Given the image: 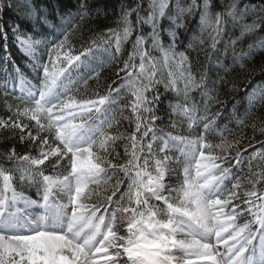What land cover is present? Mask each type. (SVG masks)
<instances>
[{
    "label": "trees",
    "instance_id": "trees-1",
    "mask_svg": "<svg viewBox=\"0 0 264 264\" xmlns=\"http://www.w3.org/2000/svg\"><path fill=\"white\" fill-rule=\"evenodd\" d=\"M32 2L37 9L34 21L22 17L14 9L0 13V26L7 34L6 39L0 36V119L9 124V127H0V200L9 196L4 176L10 177L8 183L12 191L41 204L45 190H49L43 177L58 179L71 172L68 154L61 158L59 164L56 155H48L43 165L9 159L12 150L19 156L43 158L42 140L47 141L43 144L44 153L62 147L47 128L48 113H39L38 123L30 117L31 113L24 115L22 108L20 112L9 110L8 104L19 103L11 96L27 104L38 99L44 63H48L50 70L54 65L56 69L62 64L67 67V61L62 59L54 60V65L49 63L48 52L66 34L68 39L60 50L61 54L78 55L86 47H90L92 52L81 57L79 63L59 78L54 86L56 90L50 92L45 103L53 105L69 96L79 101L109 97L100 106V111L91 113L90 119L71 141L73 145L74 140L77 141V148L91 147L94 164L97 165L83 174L85 191L81 198L86 204L95 206L98 211L102 209L101 215L111 217L115 213L118 230L125 235L128 221L134 215L125 211L127 209H136L137 213L147 215L151 207L158 211L157 218L162 219V202L155 200L141 186L137 196L136 187L140 180L138 173L145 171L156 175L161 163L166 176L165 197L180 202L182 174L189 162L176 148L165 153L162 140L153 139L155 131L157 137H180L186 141H196L204 136V142L210 145V149L201 150L206 155L208 151L215 155V163L231 162L233 168L231 176L219 184L212 197L221 191L227 193L235 180H241L239 198L231 203L242 212L237 223L252 219L247 213L249 205L244 203L247 199L244 194L254 189L256 184L257 190L264 192V184L259 183V173L264 171V156L257 154L249 166V158L253 153H259L261 144H264V108H251L244 92L264 79L261 71L264 56L259 55L264 53V48L256 38L259 29H245V25L255 19V12L244 18L237 16L236 20L232 14L246 3L258 7L260 0H208L206 23L201 21L205 0H195V4L193 0H166L165 15L157 14L155 17L158 45L151 35L153 24L146 21L153 11L158 13L161 0H87V10L79 9V0ZM133 9L139 12V23L137 11ZM125 12L129 13L127 24ZM217 13H221L227 22L217 24ZM15 25H19V32L27 33L34 41L40 42L33 60L18 50L13 34ZM125 27L132 30L127 40L122 39ZM110 28L116 29L121 36L119 53L116 52L114 37L110 43L101 39L108 35ZM170 32L176 33L175 38L169 35ZM137 36L143 37V44L136 45ZM233 40H236L235 44ZM173 44L172 54L166 58L161 49ZM253 46L258 54L249 56ZM145 51L149 56L144 58L141 69V53ZM180 52H184L186 60L181 59ZM126 61L129 67L123 71ZM133 85H139L138 88L147 85L148 88L144 92L147 102L135 109L137 87ZM157 95L161 99L159 102L154 100ZM145 107L151 111L145 112ZM57 111L54 109L51 115L55 117ZM217 112L220 115L206 130L204 124ZM140 117L143 119L138 120ZM13 120L29 126L25 129L24 140L20 139L19 128L12 127ZM101 132L106 136L99 134ZM29 133L36 139L32 140ZM237 151L243 156L239 163L235 160ZM49 196L56 203L64 202V198L55 191L49 190ZM146 198L148 203H145ZM259 203L257 201V206ZM232 206L226 211L231 212ZM173 251L180 254L175 249ZM256 251L250 247L248 254L251 256Z\"/></svg>",
    "mask_w": 264,
    "mask_h": 264
},
{
    "label": "snow or ice",
    "instance_id": "snow-or-ice-1",
    "mask_svg": "<svg viewBox=\"0 0 264 264\" xmlns=\"http://www.w3.org/2000/svg\"><path fill=\"white\" fill-rule=\"evenodd\" d=\"M193 3L195 4V0H193ZM167 6L166 0H161L158 13L153 11L148 21H146L153 24V34L151 35L153 36V42L157 45L159 43V32L157 31L155 17L157 14L159 16L165 15L164 9ZM233 7H236V5L234 4ZM138 8L139 6H137ZM5 9H14L22 17L31 18L33 21L37 18V9L32 0H0V13ZM79 9H88L87 0H79ZM207 9L208 0H205L204 12L201 14L202 23L207 22ZM133 11L137 10L133 9ZM251 12H255V19L251 24L245 25V29L252 31L258 28L259 32L256 34V38L260 40V47L264 48V37L259 36L260 33H264V0H260L258 7L256 4L246 3L242 9L237 8V11L232 14L233 20H236L237 16L247 17ZM128 14V12L124 13L126 24L128 23ZM40 18L44 19L43 17ZM139 22L140 16L137 11V23ZM226 22L222 19L221 13L216 14L217 24ZM72 26L74 27V25ZM182 26L178 25V27ZM18 28L19 25L13 26L14 36L20 42L23 50L31 54L34 50V43L39 44L40 42L34 41L27 33L19 32ZM131 31L130 27H125L122 39L127 40L131 35ZM169 35L175 38L176 33L170 32ZM0 36L3 39L7 38L2 26H0ZM241 36H243V32ZM21 37L26 38L21 39ZM113 37L116 42V52L119 53L121 36L116 29H108V35L102 36L101 39L105 43H110ZM67 39L68 37L65 34L63 39H60L53 47L48 49L49 63L54 65V60L61 59L60 50L63 49ZM232 43L235 44L236 40H233ZM141 44H143V37L137 36L136 45ZM173 47L174 44L161 49L166 58L172 54ZM91 52L92 49L86 47L78 55L65 53L64 59L67 61V67L62 64L59 69H56L54 65L53 69L50 70L48 63H44L42 65L43 80L38 99L31 104H27L19 98L11 96L13 100L19 101V103L8 104L9 110L15 109L20 112L22 108L23 114L28 115L31 113L32 118H36V114L41 112L49 114L47 128L62 147L50 149L48 153H44L43 144H46L47 141L42 140L41 156L43 158H32L29 155L19 156L15 150H12L9 159L30 162L32 165H43L48 155H56L59 164L62 157L66 154L69 155L70 173L73 174L76 184L75 186H69L68 203L62 204L60 207L70 210L68 232L72 233L75 229V233L72 236L53 234L46 231H37L30 235L0 234V264H173V262L175 264H264V192L257 190L256 181H253L256 187L245 192L244 196L247 199L244 200V203L249 205L247 213L252 219L246 220L242 224L237 223L239 216L242 214L241 210L239 207L232 206L231 203L239 198L241 180H235L227 193L221 191L218 195L208 198L207 191L213 186H219L226 178H229L233 168L231 162L228 164L215 163L217 159L215 155L210 151L206 155L201 150L204 148L210 149V145L204 142V136L196 141L189 142L196 145L194 152L188 153L185 150L184 154H190L192 161L189 163V167L184 169V178L179 189V192L182 193L179 203L170 201L168 197L163 196L161 191L163 188L162 181L166 176L162 163L156 175L149 172L137 174L140 177H147L146 180L140 179L136 184L137 196L141 185L149 189L153 197L163 202L161 210L164 212V217L162 219L157 218L158 211L151 207L147 215L143 212L137 213L136 209H127L125 211H131L134 215L128 221L127 235H125L118 230L115 223V213H112L111 217L101 215L102 209L98 211L95 206H89L82 200V193L85 189L80 183V177L82 174H87L91 170V166L82 167L78 162L84 159H90L93 164L96 162L92 156L91 147L73 148L71 141L77 132L84 127L87 120L90 119L91 113L100 111V106L104 105L109 97L99 96L95 100L79 101L69 96L53 105L45 103V98L53 90L59 78L80 61L81 57ZM254 52L255 46L248 55L253 56ZM146 56H149L146 51L141 53V69L144 67L143 61ZM179 56L182 60L187 59L184 54L179 53ZM128 67L126 61L123 71ZM96 75L98 76L99 73L97 72ZM147 90V87L137 88L134 93L136 96V101L133 104L134 109L143 106L147 102L144 96V92ZM4 94L6 97L9 96L6 93ZM244 94L251 108H264V79L259 84L251 86L250 90L246 89ZM154 100L159 102L161 100L160 96H155ZM5 103H8V101L5 100ZM54 109H58L55 117L51 115ZM144 111L149 112L151 109L145 107ZM219 115V112L212 114V119L204 124V128L207 130ZM139 119L143 118L140 117ZM0 127H9V124L7 121L0 119ZM12 127L19 128L20 139L24 140L25 129L29 126L13 120ZM139 127L140 123L138 122L137 128ZM99 134L106 136L103 132ZM29 136L32 140L36 139V137L31 136V133H29ZM95 138L89 145L93 143ZM157 138L162 140V148L165 153L170 148H176L179 151L181 150L180 146L186 143L180 137H157L155 131H153V139ZM149 147L151 148V144ZM197 153H199L198 158ZM257 154L264 156V144H261L259 153H253V156L249 158L250 167L251 161ZM242 157L241 153L237 151L236 163H239ZM164 158L166 159L167 156L165 155ZM73 162H76L75 168H73ZM193 164L195 165V177L191 174ZM259 175L261 177L259 183L264 184V171H261ZM9 179V176H4L6 189L9 188ZM43 179L51 186L52 182L48 176H44ZM16 199V194L13 193L10 199L5 197L0 200V209L4 207L5 201H15ZM49 200V190L46 189L43 195V205L48 206ZM257 201L260 202L258 206ZM26 202L28 204L37 203L36 201ZM136 202L139 204V199ZM145 203H148L147 198ZM230 206H232V211H226ZM178 217L186 219L210 239L201 240L182 230L177 220ZM81 234H84L83 238H81ZM258 239L259 245L257 246ZM42 242H44L45 248L43 252L40 251ZM250 247L257 249L251 256L248 255ZM174 249L180 254L177 255L173 251ZM257 256L260 258L259 261ZM124 257L126 259H123Z\"/></svg>",
    "mask_w": 264,
    "mask_h": 264
},
{
    "label": "rangeland",
    "instance_id": "rangeland-1",
    "mask_svg": "<svg viewBox=\"0 0 264 264\" xmlns=\"http://www.w3.org/2000/svg\"><path fill=\"white\" fill-rule=\"evenodd\" d=\"M26 37H21V39H25ZM16 45L18 50L31 59L32 57H35L36 47L38 44L33 45V52L29 54L28 52L24 51L23 48L20 46V42L16 39ZM65 54V53H64ZM64 54H61V59H64ZM23 87V85H22ZM32 118V115L30 116ZM39 113L36 114V118H32L34 121H38ZM74 143L77 144V141L74 140ZM180 154L186 156L190 162L192 161V156L189 154H184L185 150L188 153L194 152L196 145L191 144L186 141L185 144L180 146ZM199 157V153H197V158ZM189 167V165H188ZM159 168V167H158ZM157 168V170H158ZM165 172V170H164ZM142 173H145V171H142ZM192 176L195 177V165H192ZM182 178H184V171ZM140 179L146 180L147 177L143 176L140 177ZM51 180V186L49 187L53 190H56V192L63 196L64 204L68 203V193H69V186H75L76 180L73 178V174L69 173L67 176L58 178V179H50ZM84 176L83 174L80 177V183L84 187ZM163 188L161 191L163 192V196L166 195V187L164 185V179L162 181ZM144 191L150 193L151 191L147 188H145L143 185H141ZM218 186H213L211 189H209L206 193L208 198L210 197L213 192L217 190ZM10 192V198L12 197V192L10 190V187L7 188V192ZM74 191V190H73ZM17 199L15 201L7 200L5 201L4 207L0 209V234H13V235H30L34 234L37 231H46L53 234H67L69 236L74 235L75 229L72 233L68 232L69 227V220H70V210L60 207V205H55L53 203L48 204V206H41L37 207L34 204H28L26 201H29L28 199L23 198L22 196L16 195ZM153 197V196H152ZM9 198V199H10ZM155 198V197H153ZM157 200V198H155ZM162 202V201H161ZM178 222L182 228V230L189 232L192 236L195 238L201 239V240H208L210 237H208L206 234H204L201 230L196 228L195 226L191 225L186 219L184 218H178ZM84 234H81V238H83ZM40 251H45L44 248V242L40 245Z\"/></svg>",
    "mask_w": 264,
    "mask_h": 264
},
{
    "label": "clouds",
    "instance_id": "clouds-1",
    "mask_svg": "<svg viewBox=\"0 0 264 264\" xmlns=\"http://www.w3.org/2000/svg\"><path fill=\"white\" fill-rule=\"evenodd\" d=\"M260 37H264V33H260L259 34ZM180 54H184V52H180ZM258 53H256V51L254 52L253 56L257 55ZM259 55L264 56V53H259ZM187 58V57H186ZM244 67V66H243ZM122 70V69H121ZM264 70V68L261 69V71ZM129 75H131V73H129ZM134 87H140L139 85H133ZM143 87H147V85H144ZM80 166L82 167H87V166H91V167H96L97 165L93 164V162L90 159H84L78 162ZM76 167V162H73V168Z\"/></svg>",
    "mask_w": 264,
    "mask_h": 264
}]
</instances>
